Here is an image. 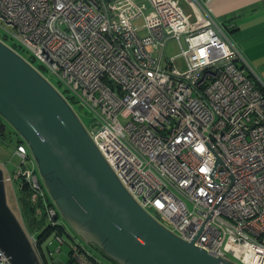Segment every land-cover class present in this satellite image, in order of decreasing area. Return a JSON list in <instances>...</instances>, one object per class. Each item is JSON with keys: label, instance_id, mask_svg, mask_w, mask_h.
Masks as SVG:
<instances>
[{"label": "built area", "instance_id": "2783aa9c", "mask_svg": "<svg viewBox=\"0 0 264 264\" xmlns=\"http://www.w3.org/2000/svg\"><path fill=\"white\" fill-rule=\"evenodd\" d=\"M212 1L0 0V37L92 114L93 142L144 210L215 257L264 264V83L211 17ZM14 155L12 175L0 165L5 185L28 184L34 216L51 225L40 243L19 220L41 264L52 234L69 245V264H107L65 233L37 168H26L29 148ZM51 244L49 256L60 254ZM0 264H12L2 251Z\"/></svg>", "mask_w": 264, "mask_h": 264}, {"label": "water", "instance_id": "95a60500", "mask_svg": "<svg viewBox=\"0 0 264 264\" xmlns=\"http://www.w3.org/2000/svg\"><path fill=\"white\" fill-rule=\"evenodd\" d=\"M0 134L14 129L64 220L116 264H237L186 242L130 195L67 99L0 40ZM0 251L12 264H41L7 201L0 169Z\"/></svg>", "mask_w": 264, "mask_h": 264}, {"label": "rangeland", "instance_id": "374dc122", "mask_svg": "<svg viewBox=\"0 0 264 264\" xmlns=\"http://www.w3.org/2000/svg\"><path fill=\"white\" fill-rule=\"evenodd\" d=\"M182 8H183V6H182ZM2 24H3V22L0 21V25H2ZM8 30L11 31L12 28H8ZM9 43H15V42L13 40H9ZM176 53H177V49H176L175 45H172L170 47V54L174 55ZM21 54H22L23 58H25L29 62H31V59L33 60L32 56L27 51H24ZM33 62H34L33 65L40 72H42L44 77L47 78L58 91L65 94V88L59 83V81L55 77L51 76L45 69H43V67L39 61L35 60ZM177 64H178V66H181L182 68H186V64H185L184 60H181V59L177 60ZM250 64H251L252 68L256 71L257 75L260 77L262 82L264 83V78L262 77L260 72L257 70V68L251 62H250ZM72 108L75 111V113L77 114V116L80 118V120L82 121L83 125L85 126V128L87 130H90L91 128H93L95 126L96 122H95L92 114H90L86 109H83L76 104H74V105L72 104ZM19 138H20L19 134L14 129H12L11 127H8V130L5 134V136L0 138V162H5L7 164L6 165V171H5L6 177L9 175H12L15 172V170H17L18 167H20V165L22 163V160L14 155L15 146L17 145ZM31 157H32V155H31ZM32 161H33V163L30 162L26 166L27 169L33 170L32 166L35 165L33 157H32ZM37 173H38V171H37ZM41 181H42V179H41ZM42 184L44 186L43 181H42ZM13 187H14V185H12V184H9V183L6 184L7 201H8L10 208L15 213V215L16 214L18 215V213L20 215V210H23V215L25 217L24 220H25L27 232L32 234V235L40 236L44 232V230L49 226V222L47 221V219L45 217L41 218V220L39 218H36L31 213V211L29 210V208L26 205L30 201V197L28 196V197H26L27 198L26 199L23 191H20V190L17 191V188L15 190H13ZM44 190L47 193L48 197H50L45 186H44ZM62 219H63V223L67 226L68 230L72 233V235H75L78 238L82 239L81 236H79L77 234V232L61 216L60 220H62ZM54 238L55 237L52 234L48 238V242H46L44 244V251H45V254L47 256L48 264H55L56 260H58V259L63 264H68L70 261V256H69L70 247H69V245L65 244L62 246L59 244V242L53 241ZM83 241L88 245V247H90L92 250L99 253L101 258L107 264H116L115 262L108 259L106 256L103 257L102 252L95 245L89 244L85 240H83ZM48 243H52L51 247L49 249H50V251H52L54 253L59 249V247H62L61 253L60 254H54L53 257H50L49 253H48L49 250L47 249Z\"/></svg>", "mask_w": 264, "mask_h": 264}, {"label": "crops", "instance_id": "0c3cea01", "mask_svg": "<svg viewBox=\"0 0 264 264\" xmlns=\"http://www.w3.org/2000/svg\"><path fill=\"white\" fill-rule=\"evenodd\" d=\"M194 1L202 4L207 0ZM181 8L195 22L194 11L186 1L181 2ZM210 8L211 17L226 29L232 45L264 78V0H213Z\"/></svg>", "mask_w": 264, "mask_h": 264}, {"label": "trees", "instance_id": "16d2710c", "mask_svg": "<svg viewBox=\"0 0 264 264\" xmlns=\"http://www.w3.org/2000/svg\"><path fill=\"white\" fill-rule=\"evenodd\" d=\"M3 37V36H2ZM2 37H0V39L2 38ZM2 40L3 41H5V43L6 44H8L11 48H13L17 53H19L21 56H22V54L21 53H23L24 51H26V50H24L21 46H18L17 44H16V42L15 43H9V38L8 37H3L2 38ZM11 44V45H10ZM33 61H35L34 59L32 60L31 59V63L33 64L34 62ZM3 123V120H2V118L0 117V125ZM3 136H5V134H0V138L1 137H3ZM19 144H25V142L21 139V138H19V141H18V143H17V145H19ZM16 145V146H17ZM26 145V144H25ZM16 146H15V148H16ZM33 163V162H32ZM1 164H4L5 166L7 165L5 162H0V165ZM16 171V170H15ZM17 188L20 190V191H23V193H24V195H25V198L26 197H30L31 198V191H30V188H29V186H28V184H22V182H23V180L20 178V179H18L17 181ZM20 184H22V187L23 188H19V186H20ZM27 199V198H26ZM49 201L50 202H52L51 201V199L49 198ZM27 207L29 208V210L31 211V213L34 215V212H35V208H34V206L31 204V202L29 201L27 204ZM51 205H54L53 204V202L51 203ZM15 214V213H14ZM17 215V214H16ZM60 216V215H59ZM17 217L21 220V222L23 223V225H25V217H24V215H23V210H20V215H19V213H18V215H17ZM61 217V216H60ZM50 227H51V225H50V222H49V226L44 230V232L38 237V238H40L39 240H40V243L41 242H44V240L46 239V237L48 236V234H49V232H50ZM62 227H64L65 228V233L67 234V235H69V236H75V235H72V233L68 230V228H67V226L63 223V220H62ZM77 236H75V238H76ZM82 245H84V247H88V245L82 240V239H80V238H76ZM92 252H94V254L96 255V256H98L99 258L101 257L100 256V254L99 253H97L96 251H94V250H92L90 247H88ZM102 252V251H101ZM102 254H103V252H102ZM101 254V255H102ZM103 257H105V255L103 254L102 255ZM69 264V263H68Z\"/></svg>", "mask_w": 264, "mask_h": 264}, {"label": "flooded vegetation", "instance_id": "af4514ba", "mask_svg": "<svg viewBox=\"0 0 264 264\" xmlns=\"http://www.w3.org/2000/svg\"><path fill=\"white\" fill-rule=\"evenodd\" d=\"M7 130H8V128H7ZM7 132V131H6ZM6 134V133H5Z\"/></svg>", "mask_w": 264, "mask_h": 264}]
</instances>
